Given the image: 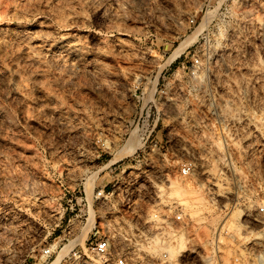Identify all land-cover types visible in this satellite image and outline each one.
Listing matches in <instances>:
<instances>
[{"label":"rangeland","instance_id":"1","mask_svg":"<svg viewBox=\"0 0 264 264\" xmlns=\"http://www.w3.org/2000/svg\"><path fill=\"white\" fill-rule=\"evenodd\" d=\"M261 207L264 0H0V264H101L90 210L141 264H264Z\"/></svg>","mask_w":264,"mask_h":264},{"label":"built area","instance_id":"2","mask_svg":"<svg viewBox=\"0 0 264 264\" xmlns=\"http://www.w3.org/2000/svg\"><path fill=\"white\" fill-rule=\"evenodd\" d=\"M193 24V20L190 22ZM182 175H187L189 173V168H182ZM94 199L99 201L104 199L105 191H98L94 196ZM80 201L87 205L86 198H80ZM259 212L264 213V207L259 208ZM154 219L157 215L153 216ZM156 221V220H155ZM153 221V223L155 222ZM183 221L182 214H175L172 218L166 216H160L158 214V241L164 243L167 240L169 232H172L175 228V224H180ZM87 223V219L84 221V225ZM96 222L92 224L90 230V236L85 240L84 246L88 247L93 256L101 264H141L142 260L140 256L130 255L128 253V246L130 245V239L124 238L120 235L121 230L111 228L106 224L105 228H102L103 224L98 222L100 229L97 228ZM71 233L68 230V235ZM119 236V237H117ZM116 240V241H115ZM52 251L50 248L42 250V255L45 258L50 257ZM186 256L179 255L174 261L169 260L168 254L164 251H158V264H186Z\"/></svg>","mask_w":264,"mask_h":264},{"label":"bare ground","instance_id":"3","mask_svg":"<svg viewBox=\"0 0 264 264\" xmlns=\"http://www.w3.org/2000/svg\"><path fill=\"white\" fill-rule=\"evenodd\" d=\"M193 39V38H192ZM189 41H191V40H189ZM188 41V42H189ZM63 44V43H62ZM182 47V46H181ZM185 47V46H184ZM66 48V51L68 52V53H73V52H71V48L69 47V46H66L65 47ZM184 49V48H183ZM177 51V50H176ZM181 52V50L179 51V49H178V54ZM176 53V52H175ZM74 54V53H73ZM178 54H176V56L178 55ZM173 56H175V55H173ZM173 58V57H172ZM133 135V134H132ZM133 137V136H132ZM138 139V138H137ZM139 141V140H138ZM138 141H134V139L132 140V139H130L128 142H127V144H126V147H124V150H122V152H124L125 151V153L124 154H127L129 151H134L133 149H135V147L137 148V146H138V144H139V142ZM127 152V153H126ZM206 163V162H205ZM203 165H204V162H203V160H201L199 157H197L196 158V172H197V175L199 176V177H201V178H204V179H206L208 182H209V186H210V190L212 191V190H214V189H217V187H216V184L215 183H213L212 182V176H211V174L209 173V171H207L206 170V168H205V166L203 167ZM211 195V197L214 199H216L217 198V196H216V194L215 193H211L210 194ZM93 211H91L90 210V213H89V222H90V226H92V223L94 222V216H93ZM230 226V225H229ZM231 227V226H230ZM229 228V227H228ZM91 229V228H90ZM88 231V230H87ZM172 236V235H171ZM79 239H81V238H79ZM171 239V238H170ZM78 241V240H77ZM181 241H182V238H180L179 239V242L181 243ZM82 242V241H81ZM76 245H77V243H75ZM78 244H81V243H78ZM83 245H84V243H82ZM81 246V245H80ZM168 254V253H167ZM169 256V255H168ZM60 260V259H59ZM57 259L56 260H54L53 262H51L50 264H57ZM259 263V262H258ZM257 264V263H256ZM260 264V263H259ZM262 264V263H261Z\"/></svg>","mask_w":264,"mask_h":264}]
</instances>
